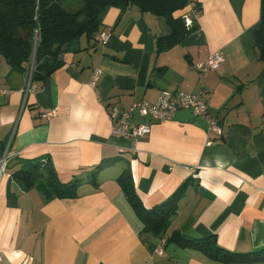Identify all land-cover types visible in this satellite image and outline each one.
Returning <instances> with one entry per match:
<instances>
[{
    "label": "crops",
    "instance_id": "crops-1",
    "mask_svg": "<svg viewBox=\"0 0 264 264\" xmlns=\"http://www.w3.org/2000/svg\"><path fill=\"white\" fill-rule=\"evenodd\" d=\"M195 1L198 30L163 51V18L107 6L99 16L107 44L85 35L70 41L60 68L27 94L29 70L0 56V86L11 90L0 94V157L12 154L0 174V264H264L253 256L214 261L180 243L213 234L231 253L264 250V62L254 36L261 0ZM216 51L224 63L204 76L197 63ZM96 68L102 75L92 87ZM164 91L199 93L224 134L209 133L190 109L165 121L135 113L131 125L152 122L137 151L112 134L113 107L154 103ZM50 108L58 112L48 120L42 110ZM46 159L62 183L82 180L76 196L47 200L12 176L24 162ZM125 170L147 209L181 190L163 254L118 182Z\"/></svg>",
    "mask_w": 264,
    "mask_h": 264
},
{
    "label": "trees",
    "instance_id": "trees-1",
    "mask_svg": "<svg viewBox=\"0 0 264 264\" xmlns=\"http://www.w3.org/2000/svg\"><path fill=\"white\" fill-rule=\"evenodd\" d=\"M80 6L71 9L67 0H0V56L14 69H30L32 81H43L60 68V55L70 41L85 35L95 37L100 31L99 16L109 5L124 9L137 7L163 18L170 28L168 34L157 37V50L171 49L198 30L195 19L186 24L185 13L190 4L198 11L195 0H78ZM257 57L264 62V0H261L260 26L254 33ZM38 37V40L37 38ZM12 176L24 190L38 189L47 200L74 197L82 180L62 183L51 159L24 162ZM145 225V231L154 238H162L176 211L181 193L179 189L164 204L147 209L139 198L132 174L125 170L118 178ZM180 243L202 251L211 260L231 262L244 258H261L264 250L239 254L223 250L215 235L200 239L180 236Z\"/></svg>",
    "mask_w": 264,
    "mask_h": 264
},
{
    "label": "built area",
    "instance_id": "built-area-1",
    "mask_svg": "<svg viewBox=\"0 0 264 264\" xmlns=\"http://www.w3.org/2000/svg\"><path fill=\"white\" fill-rule=\"evenodd\" d=\"M200 15V11L196 8L192 10L191 15L185 14L184 18L187 25H191L194 19H197ZM38 40V37H36ZM110 38L109 31H101L95 35V40L102 44H107ZM224 63V56L220 51L213 52L209 57L202 62L197 63L198 70L207 76L212 70L220 68ZM32 71L33 63L30 69V74L28 78L27 88L24 92L27 94L32 91L37 90V86L32 81ZM102 71L96 68L90 85L92 87H97L101 79ZM11 90L8 88H3L0 86V94H8ZM181 109H190L192 112L201 116L208 122V132L216 136H222L224 134V129L220 124L219 120L216 119L210 111L208 104L202 99L199 93H190L185 91H179L177 93H172L170 91H164L162 95L154 103H149L146 101H138L131 105L126 110H119L118 107H113L110 112V119L112 122L116 121L117 124L112 126V134L124 139L131 140L133 142V151H137L136 143L141 138L150 134L152 130V122H142L138 124L131 125L130 119L135 113H139L141 116L149 117L151 121H165L173 119L176 113ZM58 112L57 108L43 109L42 116L45 119H52L56 116ZM262 132L264 133V119L262 122ZM211 140L207 144H211ZM12 154L6 151L0 157V174L4 172ZM167 243V237L163 236L160 239L159 245L156 247V252L159 254L164 253V247Z\"/></svg>",
    "mask_w": 264,
    "mask_h": 264
},
{
    "label": "rangeland",
    "instance_id": "rangeland-1",
    "mask_svg": "<svg viewBox=\"0 0 264 264\" xmlns=\"http://www.w3.org/2000/svg\"><path fill=\"white\" fill-rule=\"evenodd\" d=\"M78 2V0H67V4L71 9H76L77 7H79L80 4Z\"/></svg>",
    "mask_w": 264,
    "mask_h": 264
}]
</instances>
